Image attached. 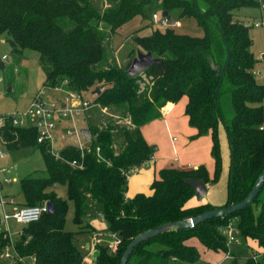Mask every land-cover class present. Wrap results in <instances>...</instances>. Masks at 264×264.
<instances>
[{"label":"trees","instance_id":"trees-1","mask_svg":"<svg viewBox=\"0 0 264 264\" xmlns=\"http://www.w3.org/2000/svg\"><path fill=\"white\" fill-rule=\"evenodd\" d=\"M101 1V0H100ZM0 0V35L6 33L14 52L28 48L37 51L45 73V87L62 85L78 92L98 87L93 102L111 111H120L128 120L90 122L86 128L87 148L71 143L58 149L55 157L48 141H37V128L27 119L13 124V114H4L0 140L8 151L21 148L39 150L44 163L42 173L30 172L19 179L22 205L49 201L51 211L22 226L13 240L23 261L13 264H81L83 250L76 233L67 229V212L79 229H92L85 221L91 210L104 218L106 231L115 234V250L104 244L95 246V264H118L130 240L139 232L164 222L196 215L205 210L241 201L251 189L264 166V84L255 78L254 57L249 26L234 17L241 6L259 7L256 0ZM154 11L167 17L192 18L200 34L155 28L149 35H136L137 49L150 51L158 59L135 75L127 65L105 64L104 29L114 33L138 16L149 21ZM136 54V50H135ZM3 63L0 60V66ZM147 79L145 81L144 77ZM66 83L63 84V81ZM228 95L232 114L226 117L221 98ZM183 95L184 114L195 132L190 138L210 134L213 171L199 164L194 168L161 167L150 184V192L125 196L127 175L134 173L153 157V147L140 127L160 115L168 102ZM223 130L228 149L227 198L222 205L207 200L192 201L193 189L185 178L216 182L222 170ZM0 141V142H1ZM2 145V144H1ZM82 161L77 167L69 163ZM66 187L62 197L47 188ZM231 219L240 241L255 240L264 246V183L252 202L242 209L212 217L195 226L159 233L137 244L125 264H196L200 254L187 239L196 237L206 248L227 251L221 232ZM9 238L0 232V251ZM159 247L152 249L151 243ZM264 264V252L247 256L243 263Z\"/></svg>","mask_w":264,"mask_h":264},{"label":"rangeland","instance_id":"rangeland-1","mask_svg":"<svg viewBox=\"0 0 264 264\" xmlns=\"http://www.w3.org/2000/svg\"><path fill=\"white\" fill-rule=\"evenodd\" d=\"M99 4L101 5V8H104L108 5V3L104 0H99ZM233 13L234 17L242 20L246 25L249 26L248 31L252 40L250 49L253 53L254 70L256 71L255 78L259 83L264 84V11H261L260 7L241 6L233 10ZM177 15V13L173 14L169 20L168 26L165 27L158 24H153L151 19L149 21L141 20L138 16H136L121 25L114 33H108V28L102 23L100 26L104 29V43L106 48V62L104 63L106 65H128L130 59L135 56V50H137V44L133 38L136 35H149L155 28L163 29L169 27L175 29L176 31L188 32L190 34L201 33V29L197 28L196 21L192 18L179 19L180 24L175 25L174 20L178 19ZM254 21H258L260 24L254 25ZM7 38L8 36L6 33L0 35V60L3 63V65L0 66V115L9 113L21 114L26 112L30 108L31 100L38 96L37 92L40 89L47 90L44 85L45 73L38 62V52L28 48L23 49L21 52H14ZM95 88L98 87L95 86L94 88H90L84 93V95H87V98L90 100L91 106L87 110L79 112L77 116L73 117L77 127H79L81 124L87 126L89 121L94 123L101 121L103 122L104 120L107 121L109 119L117 120L116 122L118 124H127L128 119L125 116H122L120 111H111L93 102V98L97 94ZM50 95L54 97L53 91L47 90L45 96L49 99L52 98ZM41 96H43V94ZM185 97L186 96L184 95L177 102H175L177 105L173 111H176L175 117L178 118H175L173 121L175 122V125H169L171 130L167 131L165 128L161 130L162 133L160 137L155 140L160 144L158 151L161 149L164 151L166 156H174L175 158H173V162L177 163L184 160L186 153L185 151L177 152V148H174L173 145L179 144L180 149H182L188 145L186 144L187 142H184V140L189 142L190 139H204V137L208 138V140L211 139L209 133L195 138H190V135L193 133L187 134L188 131L185 129V127H190V125L187 124L188 122L184 114V109L181 110V100ZM221 104L225 116L230 117L232 114V109L228 95L224 94L222 96ZM262 105L264 108V98ZM229 112L231 114H229ZM29 117V120L35 119V117L31 114ZM183 123L185 125H183ZM69 124L70 122H67L66 119H61L51 130L53 149L61 148L63 144L69 140L65 133L66 129L69 127ZM63 135L67 137H64ZM173 136H175V138H172ZM153 144L157 145L156 142H153L152 145ZM3 145L4 144L1 141L0 151H2L3 157L0 158V167L11 164L14 167L8 172L0 173L1 190L4 194L13 196L15 202L18 203L22 201V194L19 189V179L30 172H37L38 174L42 173L44 169L43 159L39 150L37 149L21 148L19 150L8 151ZM209 152L210 151L208 150V155L211 158ZM221 154L222 175L224 170H227L228 167L227 163L229 153L227 150V152L223 151ZM211 165L213 166V160ZM13 176L16 177L15 180H2L4 177L11 178ZM220 180H223L222 182L225 183V186L220 182L218 185H215L218 180L216 182L209 183L213 186L209 189L208 194L212 193L210 192L212 189L213 191L217 189V193H220L223 189H225V192L227 191V180L225 177L223 179L221 178ZM47 190H54V192L63 197L65 195L66 187L56 183L49 186ZM207 196L211 197L210 195ZM72 208L73 207L70 204L67 212V229H73L75 226L71 221ZM95 214V217L101 219L98 212H95ZM235 220L236 219H231V222L234 226V222H236ZM9 227L11 238L14 240L20 235L22 226L11 221ZM0 232H2V230H0ZM86 235L87 233H84L82 236L85 237ZM103 237L106 238V236ZM107 238V244H110L114 240V236L110 235V233ZM244 241L245 242H242L241 240L236 243H229L227 246V251L223 252L221 250L214 251L206 249L194 236L187 239V243L195 246L200 254L199 260L196 262V264H232L233 257L237 259V262L243 263L244 258H247L248 255L251 256L253 253L258 251V249L254 248L255 242L251 241L250 239H245ZM79 245L80 244H78V246ZM150 247L152 249H157L159 245L154 242L150 244ZM81 249L83 250L84 248ZM224 253H229L230 256L224 257ZM0 264H13V261L12 259L4 257L0 251ZM171 264L182 263L176 262V260H174Z\"/></svg>","mask_w":264,"mask_h":264},{"label":"built area","instance_id":"built-area-1","mask_svg":"<svg viewBox=\"0 0 264 264\" xmlns=\"http://www.w3.org/2000/svg\"><path fill=\"white\" fill-rule=\"evenodd\" d=\"M259 3L261 11H264V0H256ZM171 17L162 15L161 11H154L151 15V22L153 24H158L161 26H168ZM175 25H179V19L174 20ZM254 25H259L260 22L254 21ZM144 77V75H142ZM145 81L147 79L144 77ZM66 81H63V84ZM47 90L53 91L54 97H46L47 90L40 89L37 94L30 102V108L21 114L12 113L13 124L24 125L27 123L29 115L35 117L33 125L37 128V141H48L49 149L55 157H59L58 149H53L52 147V134L51 130L54 126L61 120L66 119L70 122L69 127L66 129L65 133L68 136L63 135L70 139L71 144L76 146L80 150L81 157L83 156L84 150L87 148L86 140L83 134L80 132V127H77L74 121V116H77L79 112L87 110L90 106V100L84 95V92H78L74 89H68L62 85H57L54 87H46ZM43 94V96H41ZM30 118V117H29ZM3 115H0V125L2 124ZM3 157L2 151H0V158ZM152 159V158H151ZM149 161V160H148ZM147 162V161H146ZM146 162L144 164H146ZM73 166L81 167L82 161H77L73 159L69 161ZM143 164V165H144ZM12 169L11 165L0 167V173L8 172ZM129 175H127L128 177ZM3 181L15 180L14 177L8 178L4 177ZM1 181V179H0ZM48 211V206L46 203L33 204V205H18L15 202L13 196L6 195L2 192L0 186V230L8 236L9 241L2 248V254L4 257L12 259L13 263L16 261L25 260L17 254L13 240L10 235V222L13 221L18 225L25 226L33 221L38 220V218L45 212ZM221 232L226 237V244L236 243L240 241V237L237 235V230L232 222H228L224 227H222ZM115 240L112 243L111 250H115L118 243V238L113 234ZM262 252L256 251L252 254L253 258L260 255ZM230 256L229 253H224V257ZM174 261V257H171Z\"/></svg>","mask_w":264,"mask_h":264},{"label":"crops","instance_id":"crops-1","mask_svg":"<svg viewBox=\"0 0 264 264\" xmlns=\"http://www.w3.org/2000/svg\"><path fill=\"white\" fill-rule=\"evenodd\" d=\"M255 73H256V71H255ZM85 96L87 97V95H85ZM186 101H187L186 97L182 98L181 110L184 109L183 106L185 107ZM176 105H177V103L176 104L172 103V102L166 103L161 108V110H160L161 112H160V115L158 117L147 121L146 123H144L140 127V130H141L145 140L152 147L154 146L153 150L154 151L156 150V151L153 152L152 159L147 161L146 164H144L141 168H139L138 170H136L134 173L130 174L127 177L126 190L124 192L125 196H132L137 191H142L145 193L150 192L149 184H150L151 180L154 177H156L158 169L161 167H165V166H175L178 168L186 169V168H194V167H197L199 164H203L206 166L209 175H211L212 168H213V166L211 165L212 164V157L210 158L208 155V150L210 151V147H211V139L208 140V138L204 137V139H201V138L200 139L196 138L194 140L190 139L189 142L187 140H184V142H187L186 144H188V145L184 144V145H186V147H183L182 149H180L179 144L173 145L174 148L175 147L177 148V152L185 151V153H186V157L184 158V160H182L178 163L173 162L174 161L173 158H175L174 156L173 157L166 156L164 154V151L161 149L158 151L160 144L155 140L160 137V135L162 133L161 130H163L164 128L167 129V131L171 130V127L169 125H171V124H172V126L175 125V122H173V121L177 117H175L176 111H173V110H174ZM181 120L183 121L182 118H181ZM186 120H187V117H186ZM183 125H185V124L183 123ZM79 127L83 128L86 126L81 124ZM175 128H176V126H175ZM185 129H187V131H188L187 134H191V133L195 132V130L192 127L191 128L185 127ZM220 133H221L220 137H221L222 152L223 151L227 152L228 149L226 146L223 130ZM172 138H175V136H173ZM69 142H70V139L67 142H65L63 144V146L65 144H68ZM153 142H156L157 145H154V144L152 145ZM58 149H60V148H58ZM11 166H12V168L14 167L12 164H11ZM227 166H228V163H227ZM13 177L16 179L15 176H13ZM224 177L228 181V167H227V170H224L222 175H220V177H219L218 181L215 183V185H218L219 182L223 183L222 182L223 180H220V179L221 178L223 179ZM223 184L225 186V183H223ZM206 186H207L206 194L202 200H204V201L207 200L214 205H222L226 201L227 191L225 192V189H223L220 193H217V189H215L214 191L212 189L210 191L212 193L208 194L209 189L213 185L206 183ZM207 195H210L211 197H208ZM218 195H220V196H218ZM195 200L196 199L194 197L192 199V201H195ZM22 201H23V197H22ZM22 201L18 202V205H22ZM95 215L96 214L94 213V211L91 210L89 213H87V215L85 217V221L92 226V229H90V230L83 229V228L79 229L75 224H74L75 225L74 228L73 229L71 228V230L78 232V233H76V242L78 244H80L79 246L81 248H84L83 249L84 255H83V259H82L81 264H95L94 253H95V246L97 244H104V245L108 246L110 249L112 247L111 243H113V242H111L110 244H107V242H106L108 240L107 237L109 236V232L106 231L107 224H106L104 218L102 217V215L100 213H99V216L101 217V219L95 217ZM84 233H87V235L85 237L82 236ZM110 235L114 236L112 233H110ZM103 236H106V238H104ZM114 240H115V237H114ZM251 241L255 242L254 248L258 249L259 252H264V246L258 245L255 240H251Z\"/></svg>","mask_w":264,"mask_h":264},{"label":"water","instance_id":"water-1","mask_svg":"<svg viewBox=\"0 0 264 264\" xmlns=\"http://www.w3.org/2000/svg\"><path fill=\"white\" fill-rule=\"evenodd\" d=\"M162 15H166V13L163 11ZM157 59H158L157 57L152 56L150 51L142 52L139 49H137L135 56H133L128 62V65H127L128 75L132 76L138 72H141L144 68H146L148 65H150ZM95 91L98 93L99 89L95 88ZM80 132L83 134L84 137L86 138L90 137V134L86 127L80 128ZM184 181L187 184H189L191 188L193 189L195 199L197 201L202 200L207 190L205 181L202 179H194L190 177L185 178ZM263 183H264V166L262 170L259 172V174L257 175V177L255 178L251 189L241 201L236 202V203H232L231 201H229V203L225 206L215 207L210 210H205L196 215L188 216L182 219L164 222V223H161L159 225H156L154 227H151L144 231L139 232L130 240V242L127 244V246L123 250L118 264H125L133 248L137 244L142 242L143 240L151 238L165 231L175 230L179 228L192 227L206 219L217 217V216H223L235 210L244 208L245 206H247L248 204L252 202L253 198L257 195ZM46 204L48 206V211H51L53 207L52 204L49 201H47Z\"/></svg>","mask_w":264,"mask_h":264}]
</instances>
